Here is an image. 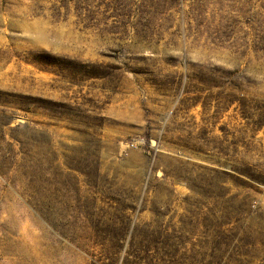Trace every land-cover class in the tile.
<instances>
[{"label":"rangeland","instance_id":"rangeland-1","mask_svg":"<svg viewBox=\"0 0 264 264\" xmlns=\"http://www.w3.org/2000/svg\"><path fill=\"white\" fill-rule=\"evenodd\" d=\"M0 264H264V0H0Z\"/></svg>","mask_w":264,"mask_h":264}]
</instances>
